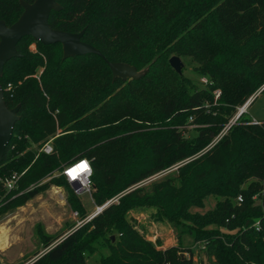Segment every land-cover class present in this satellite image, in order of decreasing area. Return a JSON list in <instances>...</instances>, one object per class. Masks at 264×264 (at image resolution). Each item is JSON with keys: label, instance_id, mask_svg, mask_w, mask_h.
<instances>
[{"label": "trees", "instance_id": "trees-1", "mask_svg": "<svg viewBox=\"0 0 264 264\" xmlns=\"http://www.w3.org/2000/svg\"><path fill=\"white\" fill-rule=\"evenodd\" d=\"M58 2L63 8L51 12L52 27L84 29L83 39L110 61L148 71L113 80L99 55L63 58L60 43L31 36L18 42L19 55L0 78L7 105H20L0 176L24 173L8 193L0 184V217L53 183L67 184L62 172L52 175L85 157L93 202L117 198L57 242L59 236L39 229L46 251L31 264H88L95 253L100 264H195L193 246L180 241L183 233L210 264H264V120L242 114L207 148L264 85V0ZM22 11L19 0H0L7 24ZM173 55L187 57L195 75L179 74L169 62ZM51 136L52 153L29 148ZM186 159L173 176L141 185ZM208 202L214 205L200 210ZM138 206H154L179 242L161 247L141 233L129 215Z\"/></svg>", "mask_w": 264, "mask_h": 264}, {"label": "rangeland", "instance_id": "rangeland-1", "mask_svg": "<svg viewBox=\"0 0 264 264\" xmlns=\"http://www.w3.org/2000/svg\"><path fill=\"white\" fill-rule=\"evenodd\" d=\"M30 49L36 50V44L32 43ZM183 62L182 72L194 76L195 73L189 59L185 57ZM253 94H256V97L249 105L246 116L255 120H264V91L262 86ZM40 143H32L29 148L39 152ZM61 172L60 170L52 176ZM176 173L177 168L165 169L145 179L141 185L149 186L155 181L162 180L169 175L173 176ZM50 177H46L42 182L47 181ZM70 197L81 205L85 215L69 203L68 198ZM116 200L117 198H114L108 202ZM213 205L214 202H208L200 210H205ZM97 207L99 206L93 202L90 193L78 195L69 183L63 182L49 185L24 203H15L8 212L0 217V264L3 262L7 264H29L31 260L33 262L46 251L39 242V229L49 235L59 236L55 241L57 242L73 229L88 221L87 218L94 214ZM156 212L154 206H138L132 208L129 215L136 221L140 232L148 239L154 242L158 241L161 247L176 244L180 238L183 244L193 246L195 264H210L209 260L198 251L199 243H195L192 237L185 233L178 238L177 230L173 224L166 218L158 217ZM107 253V250L104 251V254ZM99 258L98 253L90 255L87 258L88 264H100Z\"/></svg>", "mask_w": 264, "mask_h": 264}, {"label": "water", "instance_id": "water-1", "mask_svg": "<svg viewBox=\"0 0 264 264\" xmlns=\"http://www.w3.org/2000/svg\"><path fill=\"white\" fill-rule=\"evenodd\" d=\"M19 2L23 11L16 21L9 25L0 18V78L3 76L5 64L19 55L17 44L24 36H31L43 44L60 43L63 58L78 57L89 53L99 55L109 65L113 80L116 78L139 79L147 73L148 67L138 69L128 62L110 61L97 47L83 39L84 29L71 32L52 27L49 22L51 12L60 11L63 8L58 0H34L32 2L19 0ZM169 62L179 74L182 73L184 62L181 57L173 55L169 58ZM19 109V104L14 107L7 105L4 88L0 82V162L13 136L14 126L20 118ZM109 203L106 202L103 208Z\"/></svg>", "mask_w": 264, "mask_h": 264}, {"label": "built area", "instance_id": "built-area-1", "mask_svg": "<svg viewBox=\"0 0 264 264\" xmlns=\"http://www.w3.org/2000/svg\"><path fill=\"white\" fill-rule=\"evenodd\" d=\"M201 80L204 83L207 82V79L205 77H202ZM10 88H11V83H8L7 89H10ZM262 89H264V85L262 86ZM219 96H220V90H215V98H218ZM255 97H256V94L251 95L242 105L238 106L236 114L230 119V121L225 125V127L222 129V131L214 138V140L211 142V144L207 148H210L218 140H220L221 137H223V135L227 133V131L231 127V125H233L239 119V117L242 114L247 113L248 107L252 103V101L255 99ZM252 121L253 122H259L260 120L252 119ZM54 137L55 136L49 137L48 139H46L45 141H43L39 145V148H38L39 153L50 154L53 152V139H54ZM187 160H189V159H186L182 162H179V163L171 166L170 168H168V170L171 168H178L181 164H183ZM83 163H84V165H82ZM23 173H24V171H22L20 173L14 172L10 176H0V184H1L2 188L4 189L5 193H8L9 191L17 188L18 181H19V179ZM62 174L65 176L68 183L72 186L75 193H77L78 195H80L82 193H90L91 194V192H92V181H91L92 165H91V159L90 158L85 157V158H82V159L75 161L74 163H72L68 166H65L62 170ZM32 186H33V184L30 187H32ZM253 198L257 199L258 195L255 194L253 196ZM237 201L238 202L243 201L242 194H239L237 196ZM102 210H103V205L97 207V210L94 212V214H92L87 219L90 220L94 215H96L95 213H99ZM76 214H78V212H76ZM253 226H255L256 230H260L261 229L260 221L257 220L256 222H254ZM31 261L29 262V264L32 263ZM2 264H7V263L3 262ZM247 264H257V263L256 262H249Z\"/></svg>", "mask_w": 264, "mask_h": 264}, {"label": "bare ground", "instance_id": "bare-ground-1", "mask_svg": "<svg viewBox=\"0 0 264 264\" xmlns=\"http://www.w3.org/2000/svg\"><path fill=\"white\" fill-rule=\"evenodd\" d=\"M82 165H84V163Z\"/></svg>", "mask_w": 264, "mask_h": 264}]
</instances>
